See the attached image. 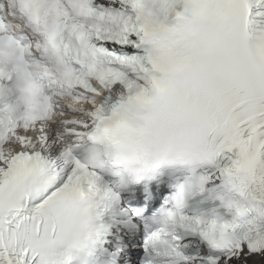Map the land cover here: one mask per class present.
<instances>
[{
    "label": "snow or ice",
    "instance_id": "6c2138e0",
    "mask_svg": "<svg viewBox=\"0 0 264 264\" xmlns=\"http://www.w3.org/2000/svg\"><path fill=\"white\" fill-rule=\"evenodd\" d=\"M0 264H264V0H0Z\"/></svg>",
    "mask_w": 264,
    "mask_h": 264
}]
</instances>
